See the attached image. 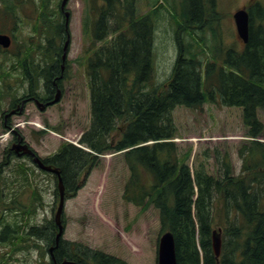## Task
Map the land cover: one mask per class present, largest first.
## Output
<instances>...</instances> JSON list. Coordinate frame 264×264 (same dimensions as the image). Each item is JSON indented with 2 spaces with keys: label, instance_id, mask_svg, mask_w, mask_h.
Instances as JSON below:
<instances>
[{
  "label": "trees",
  "instance_id": "obj_1",
  "mask_svg": "<svg viewBox=\"0 0 264 264\" xmlns=\"http://www.w3.org/2000/svg\"><path fill=\"white\" fill-rule=\"evenodd\" d=\"M137 2L102 0V4L95 5L94 0H88L92 10L85 18V35L91 44L84 57L92 117L81 144L90 151L66 142L45 162L60 168L69 198L79 190L78 178L84 171L90 174L103 155L120 154L130 171L124 200L143 211L151 207L159 211L161 231L174 235L177 264H264V141L259 140L264 139V122L259 116L264 111V24L256 25V21L264 23V7H251L250 37L244 51L231 49L224 58L211 60L206 58L205 21L198 22L201 29L193 28L198 16L203 15L200 7L196 8L203 0H183L178 12L181 20L175 21L179 53L173 73L166 83L157 85V9L141 15ZM209 6L205 12L214 16L209 18L210 23L218 21L217 0ZM63 31L39 27V52L60 53V46L53 43ZM39 77L40 86L42 78L49 79L41 70ZM217 97L224 105L242 110L248 130L249 142L240 148L239 172L227 160L220 162L215 173L204 165L193 169L189 165L191 153L180 154L174 141L178 133L174 109H199ZM116 132L120 138H116ZM13 155L7 148L4 159ZM6 160L0 166L11 163ZM13 171L12 180L22 190L32 187L31 167L18 162ZM1 173L0 168V181L7 180ZM35 198L40 201L38 195ZM17 205L22 233L7 232L10 244L21 239L24 249L36 245L42 257L48 245L56 246L58 263L69 259L81 264H128L62 238L57 245L56 233H50L57 230L54 220L34 224L28 231L37 204ZM215 227L222 229L218 258L212 242ZM41 239L47 247L36 243ZM2 253L0 264H6L13 253Z\"/></svg>",
  "mask_w": 264,
  "mask_h": 264
},
{
  "label": "rangeland",
  "instance_id": "obj_2",
  "mask_svg": "<svg viewBox=\"0 0 264 264\" xmlns=\"http://www.w3.org/2000/svg\"><path fill=\"white\" fill-rule=\"evenodd\" d=\"M57 2L58 0H52L49 5ZM182 2L183 0L137 2L141 15L157 9L155 15L159 19L154 40V81L157 85L166 83L173 73L178 53L175 21L180 19L178 12ZM85 3L88 5V0H71L68 5L72 16L67 57L70 77L64 84V96L58 104L45 111L29 104L26 114L12 123V127H18L25 141L43 159L56 153L64 142L79 146L83 132L91 125V91L82 68L84 54L91 44L89 36L85 35L84 10L88 7L84 6ZM246 3L247 0H218L217 12L220 20L206 32L207 59L224 58L231 49L244 51L245 44L237 37L233 16ZM262 3L264 4V0ZM31 31L30 28H21L17 36L24 40ZM66 42L67 39L58 41L62 46ZM259 116L264 122L263 110ZM173 117L178 130L174 141L180 154L191 153L189 165L193 169L204 165L210 173H215L221 166L220 162L227 160L236 172L240 171V148L249 142L240 108L226 106L218 98L205 103L199 109L177 106ZM1 120L0 115V135L6 133ZM116 133V138H120ZM259 140L264 141L263 138ZM11 146L12 136L7 141L0 140V164L4 161L5 150L11 149ZM10 162L0 166L1 175L7 178L2 181H13V170L18 162H25L34 172L31 175L32 187L22 190L19 184L9 189L18 187L17 190L21 191V204H37L34 217H30L32 225L27 230L34 224L40 225L47 220H53L60 203L55 177L40 171L27 157L12 156ZM129 177L130 171L122 155L113 153L103 155L90 174L87 175L84 171L78 178L79 190L66 199L64 239L119 257L128 264H157L159 240L163 234L159 211L153 207L143 211L141 207L124 200L123 191ZM37 195L39 202L35 198ZM217 229L215 227L214 230ZM31 246L29 249L22 248L21 251L11 252L13 255L7 259L8 264H48V252L45 251L44 258L36 245ZM2 254L0 252V256Z\"/></svg>",
  "mask_w": 264,
  "mask_h": 264
},
{
  "label": "flooded vegetation",
  "instance_id": "obj_3",
  "mask_svg": "<svg viewBox=\"0 0 264 264\" xmlns=\"http://www.w3.org/2000/svg\"><path fill=\"white\" fill-rule=\"evenodd\" d=\"M46 1L48 4L52 2V0H0V34L8 35L11 40L8 47L0 45V115L2 117L1 125L4 129L12 128V123L17 118H21V116L26 114L25 110L29 104L45 111L58 104L65 94L64 84L70 77V64L67 60L68 56L64 59L63 46L61 43L59 45L58 41H66L69 34L66 24L67 12H70L68 5L71 0H67L65 6L63 5L64 0H58L55 5L45 6ZM89 1L91 2L92 0ZM211 1L203 0L199 4L203 15L198 16V19L195 20L194 28L201 29L198 26V22L201 21H205L203 25L204 29L208 28L210 24L209 11L207 14L205 10L209 9ZM94 3L95 5L102 4V0H94ZM259 5L264 7L262 0H247V3L243 7H246L251 14V7H258ZM84 6H88L87 3ZM91 6H88L84 10L86 15L92 10ZM46 10L49 11L48 16H45ZM71 18L70 12L69 24L71 23ZM96 18H98V15H96ZM256 24L262 25L264 23L257 22ZM47 26L55 27L59 30L64 29L58 35L59 37L55 38L53 43H57L60 46V53L54 52V54H49L39 52V34L37 29ZM21 28L32 29L31 33L24 40L19 39L17 36ZM85 63L82 68L86 76ZM40 70L44 73L46 72L49 76V79L42 78L41 86L39 83ZM57 95H59V101L55 102ZM11 136L13 146L17 145V143L27 144L17 128L11 129L10 138ZM13 156L22 158L23 154L15 152ZM11 158L8 160L4 159V161L10 162ZM28 158L32 159L33 156L28 155ZM16 185H19V183L0 181V252H17L22 250L21 239H17L18 242L12 245L6 237L7 232L19 236L22 233L19 229V226L22 225L19 223L20 207L17 205V203H20L21 191L17 190L18 187H15L14 190H9ZM14 201L15 204L13 205ZM50 233L52 235L56 233L57 235L58 230L54 228ZM36 242L46 246L44 239L36 240ZM52 247L51 245L47 247V252L51 256H49V262L57 264V259L54 258L55 256H52L55 250L51 251ZM38 263L42 264L41 262Z\"/></svg>",
  "mask_w": 264,
  "mask_h": 264
},
{
  "label": "water",
  "instance_id": "obj_4",
  "mask_svg": "<svg viewBox=\"0 0 264 264\" xmlns=\"http://www.w3.org/2000/svg\"><path fill=\"white\" fill-rule=\"evenodd\" d=\"M67 3V0L63 1V5L65 6ZM69 17V13H67V18ZM234 19L237 25V31L239 37L247 43L249 40V34H250V15L246 8L238 10L235 15ZM68 25V24H67ZM10 37L8 35H0V44L4 47H8L10 45ZM70 40H67L65 48H64V59L67 54L68 46H69ZM59 100V95H57L55 102ZM13 149L16 152H22L23 154H31L34 156V162L38 165V167L41 170L52 172L53 174H56L58 176V188L60 191V203L59 207L57 209V212L55 214V222L58 226V233L56 237L57 245L60 241V238L64 234V225L62 222V215L65 208V184L62 177V173L60 168L53 167L51 165H46L44 162L35 155V153L32 151L31 148H29L26 144L18 143L17 145L13 146ZM221 228L219 230H214L212 232V242H213V249L216 254V257H220L221 251H222V232ZM53 247L51 251H53ZM61 264H81L79 262L73 261V260H64ZM158 264H177V257H176V248H175V239L172 232L168 231L165 232L159 242V248H158Z\"/></svg>",
  "mask_w": 264,
  "mask_h": 264
},
{
  "label": "bare ground",
  "instance_id": "obj_5",
  "mask_svg": "<svg viewBox=\"0 0 264 264\" xmlns=\"http://www.w3.org/2000/svg\"><path fill=\"white\" fill-rule=\"evenodd\" d=\"M196 16V15H195ZM190 17V16H189ZM190 19V18H189ZM124 73V72H123ZM62 92V91H61ZM166 99V98H165ZM171 99V98H170ZM167 102V101H166ZM171 103V102H170ZM166 105V104H165ZM169 105V104H168ZM170 107V106H169ZM21 108V107H20ZM143 109V108H142ZM140 111V110H139ZM142 112V111H141ZM5 121V119H4ZM59 207V206H58ZM256 242V241H255ZM262 243V242H261Z\"/></svg>",
  "mask_w": 264,
  "mask_h": 264
}]
</instances>
